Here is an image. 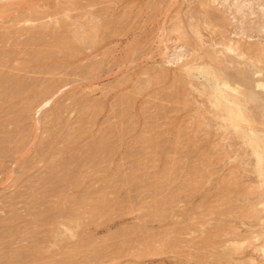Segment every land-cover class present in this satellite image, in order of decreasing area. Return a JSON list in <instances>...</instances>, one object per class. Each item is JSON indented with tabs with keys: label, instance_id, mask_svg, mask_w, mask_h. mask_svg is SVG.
<instances>
[{
	"label": "rangeland",
	"instance_id": "rangeland-1",
	"mask_svg": "<svg viewBox=\"0 0 264 264\" xmlns=\"http://www.w3.org/2000/svg\"><path fill=\"white\" fill-rule=\"evenodd\" d=\"M263 28L264 0L0 1V50L7 53L5 59L0 52V74L7 78L0 75V98L9 93L0 104V264H264V151L258 159L250 139L246 143L236 137L244 123L235 133L227 125L220 128L226 112L213 104L214 83L233 88L226 91L237 101L252 93L256 103H243H251L253 115L250 105L244 111L259 117L251 125L264 139V115L259 116L264 90L256 87L258 79L264 83ZM42 30L49 33L42 34L50 44L40 33L41 43L39 38L33 42V32ZM25 31H31L30 38ZM51 32L64 39L53 40ZM57 40L63 44L52 43ZM36 51L41 56L46 51L45 57ZM14 76L25 81L18 95L19 82L11 87ZM33 84L42 95L50 85L48 95L41 96H47L48 105L33 99L41 95L36 90L38 95L32 91L33 101L28 100ZM255 110L260 111L257 117ZM104 132L109 136L103 139L110 137L108 148L101 144ZM109 150L113 155L108 156Z\"/></svg>",
	"mask_w": 264,
	"mask_h": 264
},
{
	"label": "bare ground",
	"instance_id": "bare-ground-1",
	"mask_svg": "<svg viewBox=\"0 0 264 264\" xmlns=\"http://www.w3.org/2000/svg\"><path fill=\"white\" fill-rule=\"evenodd\" d=\"M0 1L3 2V0H0ZM5 1H6V0H4V2H5ZM11 1H13V0H11ZM14 1H15V0H14ZM7 2H8V1H7ZM17 2H18V1H17ZM74 2H75V1H74ZM72 4H74V3H72ZM2 6H3V5H2ZM4 8H5V7H4ZM209 11H210V10H209ZM211 13H212V12H211ZM207 15H208V14H207ZM210 15H211V14H210ZM208 18H209V17H208ZM211 19H212V18H211ZM261 29H262V28H261ZM76 30H77V29H76ZM263 30H264V28H263ZM53 31H54V30H53ZM77 31H79V30H77ZM77 31H75V33H76ZM29 32L31 33V31H25V33L28 35V37H29V34H30ZM32 32H33V31H32ZM36 32H37V31H36ZM36 32H33L34 34H36V36L34 35L36 39L33 38V37H34L33 34L30 35V36H31V39L33 38V39H32L33 42H35V40L37 41V38H39L38 41L41 43L40 35H38L39 33L43 36V38H42V36H41L42 40L44 39V40L46 41V40L48 39V38L45 39L46 36H45V38H44V35H45V34L48 35L49 33H45L43 30H42V32H40V31H38V33H36ZM28 33H29V34H28ZM42 33H45V34H42ZM55 33H56V34H54V33L51 32V34H50L49 36H50V37L54 36L53 40H55V41H56V39H59V40H60V38H62V36L60 37V36H59V33H57V32H55ZM57 34H58V35H57ZM37 35H38L39 37H38ZM60 35H61V34H60ZM78 35H79V34H78ZM78 35H77V36H78ZM12 36H15V34L12 35ZM49 36H47V37H49ZM57 36H59V38H56V39H55V37H57ZM50 37H49V40H52ZM80 37H81V36H79L78 38H80ZM7 38H8V37H7ZM10 38H11V37H10ZM10 38H9V39H10ZM29 38H30V37H29ZM70 38H71V37H70ZM73 38L76 39L77 37L75 38V36L73 35ZM4 39H5V38H4ZM63 39H64V37H63L61 40H63ZM65 39H66V38H65ZM53 40H52V41H53ZM71 40H72V39H71ZM92 40H93V39H92ZM92 40H91V42H92ZM30 41H31V40H30ZM57 41H58V40H57ZM43 42H44V41H43ZM46 42H48V44H50V41H46ZM46 42H45V44H46ZM59 42H61V41H58V42H52V43H54V44L57 43V44H58ZM64 42H66V41L64 40ZM70 42H72V41H70ZM94 42H95V41H94ZM1 43H3V42H1ZM40 43H38V44H40ZM66 43H67V42H66ZM66 43H65V44H66ZM38 44H37V45H38ZM43 44H44V43H43ZM57 44H56V45H57ZM61 44H63V41L61 42ZM40 45H41V44H40ZM52 45H53V44H52ZM67 45H69V41H68V44H67ZM38 46H39V45H38ZM69 46H70V45H69ZM55 47H56V46H55ZM65 48H67V47H64V49H65ZM68 48H69V47H68ZM70 48H72V47L70 46ZM263 49H264V48H262L261 50H259V48H258L259 51H262ZM10 50H11V49H10ZM65 50H66L67 52H69L67 49H65ZM65 50H64V51H65ZM69 50L71 51V49H69ZM37 51H38V50H37ZM37 51H36L37 55L39 54V56H41V55H40L41 52L39 53V52H37ZM41 51H42V50H41ZM72 51H75V50H72ZM0 52L2 53L3 50H0ZM6 52H10V51H6ZM11 52H12V51H11ZM42 52H43V51H42ZM58 52H59V51H58ZM3 53H5V52H3ZM45 53H46V51L44 52V55H42L43 57H45ZM48 53H49V52H48ZM48 53H47V54H48ZM60 53L62 54L63 51L60 52ZM6 54H7V53L3 54L4 56H3L2 54H0V55H2V56L5 58V57H7ZM70 54H71V53H70ZM62 55H63V54H62ZM64 55H65V54H64ZM30 56H31V55H30ZM42 56L40 57V59L42 58ZM3 57L0 56V58H2V60L4 59ZM9 57H10V56H9ZM9 57H8V59H9ZM34 57H35V56H34ZM255 57L257 58L258 56L255 55ZM48 58H49V57H48ZM5 59H6V58H5ZM8 59H7V60H8ZM33 59L35 60V58H33ZM37 59H38V56H37ZM31 60H32V59H31ZM45 60H46V59H45ZM263 60H264V59H263ZM263 60H259V61H263ZM0 61H1V60H0ZM4 62H5V61H4ZM30 62H31V61H30ZM41 62H42V61H41ZM46 62H47V61H46ZM263 62H264V61H263ZM2 63H3V62H2ZM2 63L0 62V64H2ZM32 63H33V61H32ZM32 63H31V65H32ZM34 63H35V62H34ZM23 64H24V63H23ZM27 64H28V61H27ZM31 65H29V67H30ZM34 65H35V64H34ZM41 65H42V64H41ZM44 66H45V65H44ZM42 67H43V66H42ZM31 68H33V67H31ZM28 70H29V68H28ZM37 71H38V70H37ZM255 73H257L258 75L261 74L259 71H256ZM1 74H2V73H1ZM1 74H0V75H1ZM9 75H10V74H9ZM9 75L7 74L8 77H9ZM1 76L4 77V79L6 78L4 74L1 75ZM14 77H15V76H14ZM6 79H7V78H6ZM6 79H5V81H6ZM11 79H13V77H11L10 80H11ZM15 79H16V77H15ZM18 79H19V78H17L16 80H13V81L15 82L14 84H13V81L11 80L13 86L10 85L11 82L9 81V79H8V81L10 82L9 85H8V86L4 85V84H6V83H4V82H3V83H4L3 85L6 86V87H8V88H11V87L14 88L15 86L18 87V88H17V91L14 92V93L16 94V93L20 90V88H19L18 85H20V86L23 87V89H24V86H23V85L25 84V83H24V82H25L24 79H23L22 81L20 80L21 82H19ZM20 79H21V78H20ZM0 81H4V80L1 79ZM8 81H7V83H8ZM16 81L19 82V84H18V83L16 84ZM23 81H24V82H23ZM21 83H22V84H21ZM23 83H24V84H23ZM1 84H2V83H1ZM1 84H0V85H1ZM15 84H16V85H15ZM3 85H2V87H4ZM14 85H15V86H14ZM33 85H34V86H33L32 88L30 87L31 90H30V89L27 90L28 95H30L31 98L28 99V95L25 94V95L27 96V99L30 101V100L32 99V97H34V95H33V96L31 95V92L34 91V93H32V94H37V93H38V94H41V95H39V97L35 95L36 97H34L33 99L35 100V98H37V103H38V102L40 103L41 101L44 100L43 102L40 103V105H42V106H46V105H48V104L50 103V100L47 98V96H46V98H45V96H44V97H41V96H43V95L48 91L47 89H49L50 85H49V86L47 85V88H45V89L43 88V90H45V93H44L43 95H42V93H43L44 91H41L42 88H41V90H40V91H41V93H40V91H39V88H40V87L37 88L36 84H33ZM37 85H38V84H37ZM42 85H43V84H42ZM9 86H11V87H9ZM35 86H36V87H35ZM38 86H41V85L39 84ZM44 86H45V85H44ZM6 87H5V88H6ZM16 87H15V88H16ZM256 87H260V88H262V89L264 90V83H263V81L258 79V81L256 82ZM0 88H1V86H0ZM8 88H6L7 91H8V90H9V91L12 90V89H8ZM33 88H35V89L32 90ZM36 88H37V89H36ZM2 89H4V88H2ZM18 89H19V90H18ZM23 89H21V90H23ZM213 89H214V91H215V93H216V97H214V101H213L214 103H213V102H212V103H213L214 105H216L217 107L222 106L221 109H220V108H219V109H220V110H224V111L226 112V115L224 114L225 112L223 111V112H224V113H223V114H224V118H223V115H222V119H221V121L224 119V121L226 120V122H228V123L225 122L224 124L222 123V127H220V128H222V129H223V128H226V125H227V126H229V127H232L234 130H232V128H231V130L234 131V133H235V131L238 132L237 129L242 128V127H241V126H242V123H244V124H245L244 129L242 128V129L240 130V134H239V133H236V135L238 134L236 137L238 138V136H240L238 139H239L240 141H242V142H243L244 140H245L244 142H246L247 140L250 139V141L253 143V145H251V143H250L249 146H251V148H253V151H254V153L256 154V157H257L258 159H260V158H261V157H260V153H261L262 150L264 151V139H263V140H260V139H261L260 136H263V135H261L262 133H259V135H260V136H259V135L256 133L255 128H254V129L252 128L254 125H253V124L251 125V123L255 122L256 119L259 118V117H257V116H258V113H259L260 111H262V109H261L260 111L258 110L259 112H257V113H256V110H255V113H256V117H257V118H253V117H252L253 113H252V110H251V107H252L251 103H249L248 101H247V102H248L249 104H247V102H246V103L244 102V103L247 105V107H246V105L243 103V101H244L245 99H244L243 101H242V100H241V101H237V100L233 99V98L229 95V93L226 91V89H230L231 91H234L233 88H230V87H228V86H226V85H221L220 83H219V84L214 83V84H213ZM4 90H5V89H4ZM4 90H3V91H4ZM35 90H36L37 93H35ZM12 91H14V89H13ZM29 91H30V93H29ZM19 92H20V91H19ZM19 92L17 93V95L19 94ZM10 93H11V92H10ZM263 93H264V92H263ZM4 94H6V93H4ZM4 94H3V95H4ZM7 94H9V93H7ZM7 94H6V95H7ZM11 94H13V92H12ZM15 94H14V95H15ZM38 94H37V95H38ZM249 94H250V95H249ZM249 94H246V95H249V96H250V99L248 98L249 96H246V97H247L246 100H252V99H251V98H252V96H251L252 93H249ZM3 95H1L2 100H3V98L5 97V95H4V97H3ZM14 95H13V96H14ZM25 95H24V96H25ZM46 95H48V92H47ZM254 95H256V94L254 93ZM254 95H253V96H254ZM257 95H258V93H257ZM257 95H256V96H257ZM259 95H260V94H259ZM263 95H264V94H263ZM8 96H9V95H8ZM22 96H23V95H22ZM30 96H29V97H30ZM40 97H41V98H45V99H41ZM51 97H52V96H51ZM51 97H50V98H51ZM1 98H0V104H1V102H2ZM14 98H15V97H14ZM16 98H17V97H16ZM16 98H15V99H16ZM38 98H40V99H38ZM10 99H11V97H9V99H8L7 96H6V99H5V100H6V102H10V101H9ZM33 99H32L31 101H33ZM7 100H8V101H7ZM16 100H17V99H16ZM16 100H15V101H16ZM18 100H19V99H18ZM21 100H22V99H21ZM21 100H20V101H21ZM38 100H40V101H38ZM124 100H125V99H124ZM246 100H245V101H246ZM254 100H255V99H254ZM254 100H252V101L255 102ZM24 101H25V99H23V103H22V101H21V103H22L23 105H26ZM26 101H27V100H26ZM29 101H28V102H29ZM6 102L4 101V104H5ZM12 102H13V101H12ZM119 102H120V101H119ZM123 102H124V101H123ZM128 102H129V101H128ZM262 102H263V104H264V98L262 99ZM13 103H14V102H13ZM17 103H18V102H17ZM29 103H30V102H29ZM29 103H27V104H29ZM241 103H242V104H241ZM255 103H256V102H255ZM4 104H3V105H4ZM126 104L129 105V103H126ZM243 104H244V105H243ZM5 105H6V104H5ZM5 105H4V106H5ZM29 105H30V104H29ZM29 105H28V106L26 105L27 107H25V106H24V107L28 109V108H30ZM32 105H33V104H32ZM37 105H38V104H37ZM40 105H38V106H40ZM249 105H250V106H249ZM257 105L259 106V103H258V102H257ZM257 105H256V106H257ZM8 106H9V104H8ZM224 106H225V107H224ZM248 106L250 107V110H249ZM253 106H254V104H253ZM258 106H257V107H258ZM262 106H263V105H262ZM1 107H2V104H1ZM131 107H132V106H131ZM241 107H242V108H241ZM254 107H255V106H254ZM254 107H253V108H254ZM257 107H256V108H257ZM132 108H133V107H132ZM223 108H225L226 110L223 109ZM253 108H252V109H253ZM245 109H246L247 111H248V110L250 111V113L252 114V115H250L251 117L249 116V113L247 114V112L244 111ZM56 112H57V111H56ZM245 112H246L247 115L245 114ZM253 112H254V110H253ZM91 113H92V112H91ZM91 113L89 114L90 116L88 115V116L90 117V119H92V117H93V115H94V112H93V114H91ZM118 113H119V112H118ZM124 113H126V112H124ZM219 113H221V112L219 111ZM263 113H264V112L262 111V115L260 114L259 116H263V115H264ZM53 114H54V112H53ZM119 114H121V113H119ZM128 114H129V113H128ZM132 115H133V114H132ZM254 115H255V114H254ZM91 116H92V117H91ZM119 116H120V115H118L117 117H119ZM137 116H138V115H137ZM126 117H127V116H126ZM121 118H122V117H121ZM261 118H262V117H261ZM263 118H264V117H263ZM88 119H89V118H88ZM90 119H89V120H90ZM123 119H124V118H123ZM129 119H130V118H129ZM134 119H135V118H134ZM219 119H220V114H219ZM121 120H122V119H121ZM138 120H139V119H138ZM254 120H255V121H254ZM91 121H92V120H91ZM125 121H126V120H125ZM127 121H128V120H127ZM263 121H264V120H262V122H263ZM118 122H119V121H118ZM256 122H257V121H256ZM123 123H124V122H122V124H123ZM131 123H132V122H131ZM138 123H139V122H138ZM259 123H260V119H259ZM259 123H257V124H259ZM92 124H93V122H92ZM118 124H119V123H118ZM228 124H229V125H228ZM244 124H243V125H244ZM111 125H112V124H111ZM111 125H109V126H111ZM136 125H137V124H136ZM152 125L154 126V124H152ZM152 125H151V126H152ZM220 125H221V124H220ZM151 126H149V127H151ZM212 126H214V125H212ZM223 126H225V127H223ZM255 126H256V129H257V125H256V124H255ZM137 127H138V126H137ZM214 127H215V126H214ZM214 127H213V128H214ZM229 127H227V128H229ZM263 127H264V125H263ZM95 128H96V127H95ZM155 128H157V127L155 126ZM100 129H101V128H100ZM110 129H111V128H110ZM128 129H129V128H128ZM258 129L260 130V128H258ZM115 130L118 132L117 129H115ZM131 130H132V129H131ZM133 130H134V129H133ZM140 130H141V129H140ZM148 130H149V134H150V129L148 128ZM219 130H221V129H219ZM223 130H226V129H223ZM262 130H263V129H262ZM262 130H261V131H262ZM106 131H107V130H106ZM106 131H105V132H106ZM122 131H123V130H122ZM124 131H126V129H125ZM155 131H156V130H155ZM217 131H218V130H217ZM81 132H83V131H81ZM81 132H79V133H81ZM105 132H104V133H105ZM108 132H109V131H108ZM111 132H112V131H111ZM117 132H116V133H117ZM153 132H154V131H153ZM208 132H209V130H208ZM225 132H226V131H225ZM257 132H258V131H257ZM263 132H264V131H263ZM13 133H14V132H13ZM16 133H17V132H16ZM94 133H95V132H94ZM113 133H114V129H113ZM119 133H120V132H119ZM130 133H131V132H130ZM130 133H129V134H130ZM139 133H140V132H139ZM158 133L160 134V133H162V132H158ZM226 133H227V132H226ZM228 133H229V132H228ZM228 133H227V135L229 136ZM234 133L232 132V134H234ZM123 134H124V133H123ZM151 134H152V132H151ZM222 134H223V133H222ZM117 135H118V134H117ZM141 135H142V137H144L143 134H141ZM163 135H164V134H163ZM214 135H215V134H214ZM16 136H17V135H16ZM16 136H15V137H16ZM19 136H20V135H19ZM74 136H76V135H74ZM104 136H109V135H106V133H105V134L102 136V140L100 139V137H101V136H100V137L98 138V141H99V143H101V141H102L101 144H103V143H104V144H107V148H108V145H109V141H108V140H110V139H109L110 137H109V138L106 137V138H108V139H103V138H105ZM119 136H120V135H119ZM135 136H136V135H135ZM153 136H154V135H153ZM158 136H159V135H158ZM234 136H235V135H234ZM9 137H10V136L8 135V138H9ZM120 137H121V136H120ZM142 137H140V138H142ZM149 137H151V136H149ZM159 137H160V136H159ZM241 137H242V138H241ZM243 137H245V138H243ZM246 137H247V140H246ZM10 138H11V137H10ZM10 138L7 139V143L9 142V140L11 141ZM115 138H116V137H115ZM117 138H118V136H117ZM140 138H136V139H140ZM144 138H145V137H144ZM156 138H157V137H156ZM237 138H236V139H237ZM240 138H241L242 140H241ZM15 139H16V138H15ZM95 139H97V138H95ZM99 139H100L101 141H100ZM136 139H135V140H136ZM142 139H143V138H142ZM225 139H228V137L225 138ZM243 139H244V140H243ZM13 140H14V139H13ZM106 140H107L108 142H105ZM145 140H146V139H145ZM149 140H151V139H149ZM14 141H15V140H14ZM16 141H17V140H16ZM147 141H148V138H147ZM147 141H146V145H147ZM152 141H155V140H152ZM152 141H151V142H152ZM156 141H157V140H156ZM158 141H159V139H158ZM158 141H157V142H158ZM190 141H191V140H190ZM250 141H249V142H250ZM94 142H95V141H94ZM140 142H141V141H140ZM160 142H161V141H160ZM191 142H192V141H191ZM247 142H248V141H247ZM247 142H246V143H247ZM249 142H248V143H249ZM9 143H10V142H9ZM129 143H130V142H129ZM136 143H138V142L136 141ZM141 143H142V142H141ZM158 143H159V142H158ZM162 143H163V142H162ZM162 143H161V144H162ZM189 143H190V142H189ZM262 143H263V145H262ZM18 144H19V143H18ZM18 144H17V145H18ZM148 144H149V142H148ZM167 144H169V143H167ZM170 144H171V143H170ZM187 144H188V143H187ZM12 145H13V144H12ZM14 145H15V144H14ZM22 145H23V144H22ZM92 145H93V144H92ZM92 145H90V146H92ZM99 145H100V144H99ZM99 145L96 144V145H95V149H96V147L99 146ZM110 145H112V144H110ZM120 145H121V144H120ZM120 145H119V146H120ZM141 145H143V144H141ZM146 145L144 144V146H146ZM193 145H194V144H193ZM193 145L191 144V146H193ZM18 146H19V145H18ZM23 146H24V145H23ZM103 146H104V145H103ZM103 146H102L101 148H102L103 151H104V147H103ZM128 146H129V145H128ZM133 146H134V145H133ZM133 146H132V147H133ZM157 146H158V145H157ZM172 146H173V145H172ZM188 146H189V144H188ZM252 146H253V147H252ZM113 147H114V145L112 146V148H113ZM123 147H124V146H123ZM154 147H155V146H153L152 148H154ZM159 147H160V145H159ZM91 148H92V147H91ZM93 148H94V146H93ZM125 148H126V147H125ZM127 148H129V147H127ZM127 148H126V149H127ZM135 148H136V147H135ZM147 148H151V146H150V147H147ZM147 148H145V149H147ZM152 148H151V149H152ZM155 148L157 149L158 147H155ZM68 149H69V148H68ZM109 149H111V147H110ZM113 149H114V148H113ZM113 149H112V150H113ZM117 149H118V147H117ZM136 149H137V148H136ZM156 149H155V150H156ZM22 150H23V149H22ZM89 150H91V149H89ZM112 150H111V151H112ZM114 150H115V149H114ZM132 150H133V149H132ZM132 150H130V151H132ZM155 150H154V151H155ZM158 150H159V149H158ZM65 151H66V150H65ZM70 151H71V150H69V152H70ZM92 151H94V149H93ZM111 151L109 150V153H110ZM130 151H129V152H130ZM148 151H149V150H148ZM151 151H153V150H151ZM156 151H157V150H156ZM62 152H63V151H62ZM97 152H99V151L97 150ZM100 152H102L101 149H100ZM139 152H140V151H139ZM139 152H138V153H139ZM142 152H143V150H142ZM37 153H38V152H37ZM78 153H79V152H78ZM104 153L108 154V151H106V152H104ZM138 153H137V154H138ZM151 153H152V152H151ZM156 153H157V152H156ZM197 153H198V152H197ZM239 153H240V152H239ZM62 154H63V153H62ZM93 154H95V153H93ZM97 154H98V153H97ZM111 154H112V153H110L108 156H110ZM129 154H130V153H129ZM135 154H136V153H135ZM153 154H154V153H153ZM165 154H166V153H165ZM262 154H263V153H262ZM262 154H261V155H262ZM73 155H74V154H72V158L74 157V159H75V156H76V155H75V156H73ZM83 155H84V154H83ZM112 155H113V154H112ZM130 155H131V154H130ZM133 155H134V154H133ZM139 155H142V154H139ZM146 155H147V158H148V153H147ZM149 155H150V154H149ZM200 155H201V154H200ZM218 155H219V154H218ZM253 155H254V154H253ZM84 156H85V155H84ZM84 156H83V158H85ZM93 156H94V155H93ZM93 156H92V158H93ZM103 156L105 157L106 155L103 154ZM103 156H102V157H103ZM136 156H138V155H136ZM154 156H156V155L154 154ZM157 156H158V155H157ZM197 156H199V155L197 154ZM202 156H203V155H202ZM237 156H238V155H237ZM242 156H243V155H241L240 158H241ZM263 156H264V155H263ZM90 157H91V156H90ZM100 157H101V154L99 153V158H100ZM151 157H152V156H151ZM238 157H239V156H238ZM238 157H237V158H238ZM32 158H34V157H32ZM62 158H63V157H62ZM67 158H68V157H67ZM79 158H80V156H79ZM81 158H82V157H81ZM134 158H135V157H134ZM137 158H138V157H137ZM145 158H146V157H145ZM145 158H144V159H145ZM147 158H146V160H147ZM178 158H179V157H178ZM184 158H185V157H184ZM204 158L206 159V157H204ZM244 158H245V157H244ZM34 159H35V158H34ZM65 159H66V158H64V160H65ZM69 159H70V158H69ZM74 159H71V161L74 160ZM95 159H96V157H95ZM95 159H94V160H95ZM97 159H98V157H97ZM111 159L113 160V158H111ZM142 159H143V157H142ZM149 159L152 160L151 158H149ZM164 159H165V157H164ZM174 159H175V158H174ZM209 159H210V158H209ZM209 159H208V160H209ZM37 160H38V159H37ZM37 160H35V161H37ZM40 160H42V159H40ZM67 160H68V159H67ZM78 160H79V159H78ZM112 160H111V161L108 160V161H109V165H108V167H109V166H112V165H110V164L112 163ZM136 160H140V156H139V159H136ZM153 160H154V158H153ZM153 160H152V161H153ZM198 160H199V159H198ZM206 160H207V159H206ZM29 161H30V160H29ZM86 161H87V160H86ZM89 161H90V158H89ZM100 161H101V162H99V160H97V161H95V163H96V162H97V163H101V166H102V165L104 166L105 164H102L103 161H102V160H100ZM108 161H107V162H108ZM134 161H135V159H134ZM142 161H143V160H142ZM154 161H155V160H154ZM186 161H187V160H186ZM211 161H212V160H211ZM217 161H218V160H217ZM33 162H34V161H33ZM107 162H106V163H107ZM135 162H136V161H135ZM163 162H164V161H163ZM167 162H169V161H167ZM178 162H179V161H177V163H178ZM202 162H203V159H202ZM245 162H247V160H246ZM259 162H260V161H259ZM81 163H83V162H81ZM81 163H80V164H81ZM97 163H96V164H97ZM151 163H154V162H151ZM151 163H149V164L151 165ZM175 163H176V162H175ZM181 163H182V161H181ZM205 163H207V162L205 161ZM257 163H258V162H257ZM36 164H37V163H36ZM49 164H51V163H49ZM55 164H56V163H55ZM69 164H70V163H69ZM83 164H84V163H83ZM88 164H89V163H88ZM96 164H95V166L100 165V164H97V165H96ZM115 164H116V163H115ZM140 164H141V163H140ZM140 164H138V165H140ZM163 164H164V163H163ZM168 164H170V163H168ZM168 164H167V166H168ZM197 164H198V163H197ZM202 164H203V163H202ZM258 164H259V163H258ZM258 164H257V165H258ZM92 165H93V164H92ZM173 165H174V164H173ZM186 165H187V164H186ZM86 166H87V165H86ZM86 166H85V167H86ZM152 166H153V165H152ZM193 166H194V164H193ZM212 166H213V165H212ZM212 166H211V167H212ZM242 166H243V165H242ZM254 166H255V165H254ZM24 167H25V166H24ZM79 167H80V166H79ZM93 167H94V166H93ZM97 167H98V166H97ZM97 167H96V168H97ZM105 167H106V166H105ZM105 167H103V170H104V171H105ZM135 167H136V166H135ZM137 167H138V166H137ZM137 167H136V168H137ZM169 167H170V166H169ZM179 167H180V166H179ZM181 167H182V166H181ZM238 167H239V166H238ZM240 167H241V166H240ZM243 167H246V166H243ZM243 167H242V168H243ZM22 168H23V167H22ZM87 168H88V167H87ZM96 168H94V169H96ZM142 168H144V167H142ZM148 168H149V167H148ZM148 168H147V169H148ZM163 168H164V166H163ZM187 168H188V167H187ZM195 168H196V166H195ZM198 168H199V167H198ZM208 168H209V167H208ZM242 168H241V169H242ZM252 168H253V166H252ZM261 168H262V167H261ZM261 168H260V169H261ZM26 169H27V168H26ZM92 169H93V168H92ZM92 169H91V170H92ZM100 169H102V167H101ZM140 169H141V168H140ZM190 169H191V168H190ZM190 169H189V171H191ZM203 169H204V168H203ZM260 169H258V170H260ZM62 170H64V169L62 168ZM65 170L69 171L70 169L68 170V168H66ZM79 170H80V169H79ZM79 170H78V171H79ZM82 170H84V169H82ZM103 170H102V171H103ZM108 170H109V169H108ZM117 170H118V172H119L120 169H117ZM164 170H165V168H164ZM166 170H167V169H166ZM192 170H193V169H192ZM253 170H254V169H253ZM253 170H252V171H253ZM261 170H262V169H261ZM21 171H22V170H21ZM78 171H77V173H79ZM80 171H81V170H80ZM104 171H103V172H104ZM109 171H110V170H109ZM142 171H144V170H142ZM152 171H153V170H152ZM158 171H159V170H158ZM167 171H169V170H167ZM171 171H172V170H171ZM184 171H185V169H184ZM196 171H197V170H196ZM201 171H202V170H201ZM210 171H211V170H210ZM215 171H216V170H215ZM263 171H264V165H263ZM263 171H262V173H263ZM22 172H23V171H22ZM46 172H47V171H46ZM48 172H49V171H48ZM74 172H75V171H74ZM92 172H94V171H92ZM118 172L116 171V173H118ZM156 172H157V170H156ZM160 172H162V171H160ZM165 172H166V171H165ZM177 172H178V171H177ZM182 172H183V171H182ZM247 172H248V171H247ZM55 173H56V171H55ZM70 173H72V172L70 171ZM80 173H81V172H80ZM113 173H115V171H113ZM121 173H122V172H121V170H120V174H121ZM130 173H132V172H130ZM130 173H129V174H130ZM147 173H149V172H147ZM166 173H167V172H166ZM174 173H175V172H174ZM191 173H192V175H193V172H191ZM191 173L189 172V174H191ZM197 173H201L200 170H199V172H197ZM47 174H48V173H47ZM75 174H76V173H75ZM83 174H85L84 171H83ZM86 174H87V172H86ZM86 174H85V175H86ZM107 174H108V173H107ZM154 174H155V173H154ZM194 174H195V172H194ZM256 174H257V173H256ZM113 175H114V174H113ZM116 175H117V174H116ZM116 175H115V176H116ZM130 175H131V174H130ZM130 175H128V177H129ZM150 175H151V174H150ZM176 175H179V174H176ZM198 175H199V174H198ZM219 175H220V174H219ZM222 175H223V174H222ZM237 175H238V174H237ZM247 175H248V174H247ZM49 176H50V175H49ZM55 176H56V175H55ZM97 176H98V175H97ZM106 176H107V175H106ZM115 176H114V177H115ZM144 176H146V175H144ZM189 176H190V175H189ZM189 176H188V179H189ZM46 177H47V176H46ZM82 177H83V176H82ZM103 177H104V176H103ZM120 177H121V176H120ZM133 177H134V175H132V178H133ZM183 177H184V176H183ZM186 177H187V176H185V178H186ZM196 177H197V176H196ZM200 177H201V176H200ZM218 177H219V176H218ZM78 178H79V177H78ZM86 178H87V177H86ZM91 178H92V177H91ZM109 178H110V177H109ZM112 178H113V177H112ZM150 178H151V177H150ZM157 178H158V177H157ZM164 178H165V177H164ZM176 178H177V177H176ZM179 178H180V175H179ZM179 178H178V179H179ZM185 178H184V179H185ZM190 178H191V177H190ZM198 178H199V177H198ZM214 178H215V177H214ZM38 179H39V178H38ZM49 179H50V178H49ZM49 179H48V180H49ZM82 179H84V178H82ZM113 179H114V178H113ZM161 179H162V178H161ZM169 179H171V177H170ZM173 179H175V178H173ZM204 179H205V178H204ZM39 180H40V179H39ZM46 180H47V179H46ZM54 180H55V179H54ZM92 180H93V179H92ZM115 180H116V177H115ZM117 180H119V179H117ZM120 180H121V179H120ZM127 180H128V179H127ZM127 180H126V181L124 180V181L127 182ZM150 180H151V179H150ZM150 180H149V181H150ZM152 180H153V179H152ZM155 180H156V179H155ZM164 180H166V178H165ZM164 180H162V181H164ZM171 180H172V179H171ZM231 180H232V179H231ZM52 181H53V180H52ZM66 181H67V182L70 181L69 185L72 184V181H71V180L68 179V180H66ZM77 181H78V180H77ZM77 181H76V182H77ZM82 181H83V180H82ZM95 181H96V180H95ZM106 181H107V180H106ZM113 181H114V180H113ZM130 181H131V180H130ZM149 181H148V182H149ZM174 181H175V180H174ZM174 181H173V182H174ZM176 181H177V180H176ZM185 181H187V178H186ZM224 181H225V180H224ZM37 182H38V181H37ZM41 182H42V181H41ZM58 182H59V181H58ZM61 182H62V181H61ZM73 182H75V181H73ZM76 182H75V183H76ZM90 182H92V181H90ZM90 182H89L88 184H90ZM97 182H98V181H97ZM107 182H108V181H107ZM156 182H157V181H156ZM173 182H171V183H173ZM178 182H179V181H177V184H178ZM180 182H182V181H180ZM215 182H216V181H215ZM45 183H46V182H45ZM49 183H50V182H48V184H49ZM83 183H85V182H83ZM108 183H109V182H108ZM128 183H129V181H128ZM164 183H165V182H164ZM166 183H167V182H166ZM168 183H169V181H168ZM174 183H175V182H174ZM191 183H192V182H191ZM201 183H202V182H201ZM203 183H204V182H203ZM211 183H212V182H211ZM221 183H222V182H221ZM228 183H229V182H228ZM33 184H34V183H32V185H33ZM76 184H77V183H76ZM99 184H100V181H99ZM109 184H110V183H109ZM109 184H108V185H109ZM112 184H114V183L112 182L110 185H112ZM155 184H156V183H155ZM169 184H170V183H169ZM230 184H231V183H230ZM43 185H44V183H43ZM43 185H42V186H43ZM52 185H53V184H52ZM85 185H86V183H85ZM85 185H84V186H85ZM92 185H93V184H92ZM105 185H106V184H105ZM175 185H176V184H175ZM198 185H199V184H198ZM200 185H201V184H200ZM203 185H204V184H203ZM206 185H207V184H206ZM210 185H211V184H210ZM222 185H223V183H222ZM35 186H37V185H35ZM66 186H68V184H67ZM73 186H75V184H73ZM82 186H83V185H82ZM86 186H87V185H86ZM86 186H85V187H86ZM138 186H139V185H138ZM142 186H145V185H142ZM165 186H166V185H165ZM177 186H178V185H177ZM207 186H209V185H207ZM231 186H232V185H231ZM38 187H39V186H38ZM70 187H72V185H71ZM70 187H69V188H70ZM75 187H77V186H75ZM75 187H74V189H75ZM92 187H93V186H92ZM107 187H108V186H107ZM109 187H110V186H109ZM171 187H174V186H171ZM201 187H202V186H201ZM240 187H241V186H240ZM59 188H60V187H59ZM61 188H62V187H61ZM61 188H60V190H61ZM77 188H78V187H77ZM79 188H80V187H79ZM140 188H141V187H140ZM154 188H155V187H154ZM156 188H157V187H156ZM156 188H155V189H156ZM181 188H182V187H181ZM181 188H180V189H181ZM231 188H232V187H231ZM71 189H73V187H72ZM86 189H87V188H86ZM138 189H139V188H138ZM159 189H160V188H159ZM173 189H174V188H173ZM182 189H183V188H182ZM199 189H200V186H199ZM241 189H242V188H241ZM64 190H65V189H64ZM66 190H67V189H66ZM82 190H84L83 187H82ZM119 190H120V188H119ZM123 190H124V189H123ZM134 190H135V189H134ZM163 190H164V189H163ZM176 190H177V189H176ZM176 190H175V191H176ZM73 191H74V190H73ZM76 191H77V190H76ZM88 191H89V190H88ZM100 191H101V190H100ZM100 191H99V192H100ZM102 191H103V189H102ZM115 191H116V190H115ZM128 191H129V190H128ZM139 191H140V190H139ZM141 191H142V192H143V191H146V189H145V190H141ZM149 191H150V189H148V192H149ZM152 191H153V190H152ZM159 191H160V190H159ZM171 191H173V190L171 189ZM180 191H181V190H180ZM230 191H231V190H230ZM70 192H71V191H70ZM92 192H93V191H92ZM120 192H121V191H120ZM167 192H168V191H167ZM59 193H60V192H59ZM82 193H83V192H82ZM84 193H85V191H84ZM90 193H91V191H90ZM93 193H94V192H93ZM93 193H92V194H93ZM162 193H164V192H162ZM180 193H181V192H180ZM228 193H229V191H228ZM237 193H238V192H237ZM237 193H236V194H237ZM61 194H62V193H61ZM72 194H73V193H72ZM72 194H71V195H72ZM77 194H78V193H77ZM86 194H89V193H86ZM116 194H117V193H116ZM116 194H115V195H116ZM127 194H128V193H127ZM164 194H165V193H164ZM231 194H232V193H231ZM97 195H98V194H97ZM99 195H100V194H99ZM115 195H114V196H115ZM125 195H126V194H125ZM125 195H124L122 198H124ZM147 195H148V194H147ZM151 195H152V194H151ZM151 195H149V196H151ZM169 195H170V194H169ZM68 196H70V195H68ZM80 196H81V195H80ZM82 196H83V195H82ZM91 196H92V195H90L88 198H90ZM105 196H106V195H105ZM112 196H113V194H112ZM126 196H127V195H126ZM133 196H134V195H133ZM153 196H154V195H153ZM171 196H172V195H171ZM175 196H176V195H175ZM175 196H172V197L174 198ZM190 196H191V195H190ZM250 196H251V195H250ZM62 197H63V196H62ZM93 197H94V196H93ZM106 197H107V196H106ZM106 197H105V198H106ZM108 197H109V196H108ZM128 197H129V196H128ZM157 197H158V196H156L155 199H156ZM161 197H163V195H162ZM164 197H165V196H164ZM166 197H167V196H166ZM169 197H170V196H169ZM176 197L178 198V196H176ZM191 197H192V196H191ZM71 198H72V197H71ZM84 198H86V197L84 196ZM88 198H86V199H88ZM102 198H103V197H102ZM105 198H103L104 201H105ZM111 198H113V197H111ZM122 198H121V199H122ZM135 198H137V197L135 196ZM139 198H140V197H139ZM139 198H138V199H139ZM69 199H70V198H69ZM69 199H68V200H69ZM78 199H79V198H78ZM92 199H93V198H92ZM92 199H90V200L92 201ZM103 199H102V200L99 199L100 202L103 201ZM115 199H116V198H114V200H115ZM118 199H119V198H118ZM121 199H120V201H121ZM151 199H152V198H151ZM163 199H164V198H163ZM165 199H166V198H165ZM58 200H59V199H58ZM60 200H61V199H60ZM152 200H153V199H152ZM61 201H62V200H61ZM79 201H82V200L80 199ZM88 201H89V200H88ZM95 201H96V200H95ZM104 201H103L102 203H100V204H103V203L105 204ZM109 201H110V200H109ZM116 201H118V200H116ZM139 201H140V200H139ZM142 201H143V200H142ZM142 201H140V203H143ZM62 202H63V201H62ZM66 202H67V200H66ZM66 202H65V203H66ZM93 202H94V201H93ZM111 202H113V200H112ZM127 202H129V201L127 200ZM136 202H138V201H136ZM172 202H173V201H172ZM172 202H168V204H169V203H172ZM68 203H69V201H68ZM81 203H82V202H81ZM84 203H85V200H84ZM86 203H87V200H86ZM107 203H108V202H107ZM107 203H106V204H107ZM113 203H116V202L114 201ZM123 203H124V202H123ZM132 203H133V202H132ZM150 203H153V202L150 201ZM160 203H161V202H160ZM160 203H157V205H156V206H158V207H156V208H157V211H158V208H159V204H160ZM174 203H175V202H173V204H172L173 206H175ZM70 204H71V203H70ZM75 204H77V203L75 202ZM79 204H80V203H78V205H79ZM90 204H92V203H90ZM90 204H89V205H90ZM106 204H105V205H106ZM111 204H112V203H111ZM124 204H126V203H124ZM163 204H164V203H163ZM176 204H177V203H176ZM97 205H98V204H97ZM108 205H110V204H108ZM119 205H120V204H119ZM119 205H118V206H119ZM138 205H139V204H138ZM138 205H136V206L138 207ZM140 205H141V204H140ZM147 205H148V203H147ZM166 205H167V204H165V206H166ZM57 206H58V205H57ZM84 206H85V204H84ZM100 206H101V205H99V206H97V207H100ZM113 206L115 207V205H113ZM131 206H134V205H131ZM160 206H161V205H160ZM168 206H169V205H168ZM176 206H177V205H176ZM63 207H64V206H63ZM68 207H69V206H68ZM72 207H73V206H72ZM74 207H75V205H74ZM108 207H109V206H108ZM114 207H113V208H114ZM143 207H144V206H143ZM146 207H147V206H146ZM146 207H144V208H146ZM163 207H164V206H163ZM76 208H77V207H76ZM84 208H85V207H84ZM94 208H95V207H94ZM100 208H101V207H100ZM103 208H104V205H103ZM106 208H107V207H106ZM118 208H119V207H118ZM122 208H123V207H122ZM139 208H140V207H139ZM167 208H168V207H167ZM55 209H56V208H55ZM110 209H111V208H110ZM128 209H129V208H128ZM151 209H152V207H151ZM163 209H164V208H163ZM173 209H174V208H173ZM85 210H86V209H85ZM89 210L91 211L90 208H89ZM103 210H104V209H103ZM114 210H115V209L110 210V211L112 212V211H114ZM122 210H123V209H122ZM139 210H140V209H139ZM147 210H148V209H147ZM161 210H162V208H161ZM170 210H171V206H170ZM79 211H80V210H79ZM83 211H84V210H83ZM140 211H141V210H140ZM140 211H139V212H140ZM143 211H145V210H143ZM166 211H167V213H168V210H166ZM213 211H214V210H213ZM97 212H98V211H97ZM106 212H107V211H106ZM155 212H156V210H155ZM158 212H159V211H158ZM163 212L165 213V210H164ZM63 213H64V212H62V214H63ZM78 213H79V212H78ZM81 213H82V212H80V215H79V216H81ZM145 213H146V211H145ZM169 213H170V211H169ZM213 213H214V212H213ZM215 213H216V212H215ZM215 213H214V214H215ZM62 214H61V215H62ZM84 214H87V213H84ZM156 214H157V213H156ZM159 214H160V213H159ZM162 214H163V213H162ZM217 214H218V213H217ZM61 215H60V216H61ZM94 215H96V214H94ZM145 215H146V214H145ZM160 215H161V214H160ZM160 215H159V216H160ZM207 215H208V214H207ZM37 216H39V215H37ZM60 216H58V217H60ZM64 216H65V215H64ZM70 216H71V215H70ZM77 216H78V215H77ZM79 216H78V217H79ZM163 216H164L163 218H165V215H163ZM71 217H74V216H71ZM78 217H77V218H78ZM108 217H109V216H107V218H108ZM153 217H154V216H153ZM153 217H152V218H153ZM155 217H157V216L155 215ZM183 217H185V216L183 215ZM188 217H189V216H188ZM207 217H208V216H207ZM18 218H19V217H18ZM18 218H17V219H18ZM31 218H32V217H31ZM61 218H62V217H61ZM75 218H76V217H75ZM84 218H85V217H84ZM92 218H93V217H92ZM152 218H150V219H152ZM161 218H162V216H161ZM212 218H213V217H212ZM15 219H16V218H15ZM72 219H73V218H72ZM158 219H159V218H158ZM19 220H20V219H19ZM32 220H34V219H32ZM67 220H68V219H67ZM14 221H15V220H13V222H14ZM20 221H21V220H20ZM74 221H75V219H74ZM89 221H90V220H89ZM16 222H17V220H16ZM84 222H85V221H84ZM78 223H79V222H78ZM85 223H86V222H85ZM67 224H68V223H67ZM72 224H73V223H72ZM72 224H71V225H72ZM79 224H80V223H79ZM80 225H81V224H80ZM86 225H87V224H86ZM78 226H79V225H78ZM134 228H135V227H134ZM130 229H132V228H130ZM123 230H124V229H123ZM125 230H127V229H125ZM128 230H129V229H128ZM175 233H176V232H175ZM177 233H178V232H177ZM177 233H176V234H177ZM166 234H167V233H166ZM166 234H165V235H166ZM172 234H173V233H172ZM203 234H205V233H203ZM206 234H208V233H206ZM116 235H117V234H116ZM154 235H155V234H154ZM174 235H175V234H174ZM174 235H171V236H170V233H169V236H170V237H173ZM118 236H119V234H118ZM120 236H121V235H120ZM120 236H119V237H120ZM152 236H153V235H152ZM157 236L159 237V235H157ZM178 236H179V233H178ZM181 236H182V235H181ZM181 236H180V237H181ZM202 236H203V235H202ZM212 236H213V235H212ZM219 236H220V235H219ZM112 237H113V236H112ZM112 237H111V238H112ZM148 237H149V236H148ZM163 237H165V236L163 235ZM166 237H167V235H166ZM175 237H177V236L175 235ZM175 237H174V238H175ZM180 237H178V238H179L180 241H182V240L180 239ZM113 238H114V237H113ZM116 238H117V237H116ZM155 238H156V237H155ZM155 238H153V239L155 240ZM168 238H169V237H168ZM201 238H202V237H201ZM204 238H205V236H204ZM63 239H64V238H63ZM144 239H145V237H144ZM166 239H167V238H166ZM171 239H172V238H171ZM171 239L168 240V241L174 243L173 240H171ZM176 239H177V238H175V241H176ZM55 240H56V239H55ZM139 240H140V239H139ZM141 240H142V238H141ZM146 240L148 241V239H146ZM53 241H54V240H53ZM90 241H91V240H90ZM209 241H210V240H209ZM213 241H216V240H213ZM32 242H33V241H32ZM55 242H56V241H55ZM143 242H144V241H143ZM204 242H205V241H204ZM216 242H217V241H216ZM35 243H36V241H35ZM63 243H64V242H63ZM87 243H88V242H87ZM139 243H140V241H139ZM144 243H146V241H145ZM177 243H179V242H177ZM212 243H213V242H212ZM61 244H62V243H61ZM74 244H75V243H74ZM74 244H73V245H74ZM218 244H219V243H218ZM34 245H35V244H34ZM66 245H67V244H66ZM118 245H119V244H118ZM122 245H124V244H122ZM126 245H127V244H126ZM141 245H142V244H141ZM148 245H149V244H148ZM167 245H169V244L167 243ZM167 245H166V246H167ZM170 245H171V244H170ZM62 246H64V245H62ZM178 246H179V245H178ZM217 246H219V245H217ZM68 247H69V246H68ZM72 247H73V246H72ZM120 247H121V246H120ZM161 247H162V245H161ZM163 247H165V246H163ZM174 247H176V245H175ZM29 248H30V247H29ZM75 248H76V247H75ZM81 248H82V247H81ZM89 248H90V247H89ZM125 248H126V247H125ZM131 248L134 249V245H133V247H131ZM35 249H36V247H35ZM127 249H128V248H127ZM218 249H219V247H218ZM84 250H85V249H84ZM120 250H121V249H120ZM125 250H126V249H125ZM129 250H130V249H129ZM139 250H140V249H139ZM143 250H144V249H143ZM77 251H78V250H77ZM126 251H127V250H126ZM70 252H71V251H70ZM93 252H95V251H93ZM134 252H135V251H134ZM36 253H37V252H36ZM38 253H39V252H38ZM38 253H37V254H38ZM46 254H48V253H46ZM66 254H67V253H66ZM44 255H45V254H44ZM35 256H36V255H35ZM72 256H73V254H72ZM83 256H84V255H83ZM86 256H87V255H86ZM39 257H40V256H39ZM79 257H80V256H79ZM37 258H38V257H37ZM71 258H73V257L70 256V259H71ZM80 258H81V257H80ZM63 260H64V259H63ZM46 261H47V260H46ZM76 261L78 262V260H76ZM79 261H80V260H79ZM47 262H49V261H47ZM84 262H85V261H84ZM41 263H42V262H41ZM63 263H65V261H64ZM73 263H74V261H73ZM42 264H43V263H42ZM197 264H199V263H197Z\"/></svg>",
	"mask_w": 264,
	"mask_h": 264
}]
</instances>
